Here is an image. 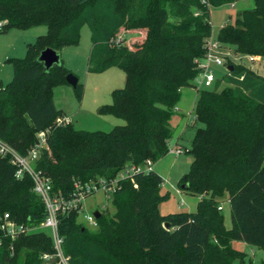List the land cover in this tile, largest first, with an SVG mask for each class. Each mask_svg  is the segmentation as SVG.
Masks as SVG:
<instances>
[{"label": "trees", "instance_id": "trees-1", "mask_svg": "<svg viewBox=\"0 0 264 264\" xmlns=\"http://www.w3.org/2000/svg\"><path fill=\"white\" fill-rule=\"evenodd\" d=\"M231 0H0V18L8 29L42 24L45 31L27 42L22 57L8 58L11 79L0 84V138L25 153L36 132L63 115L51 88L66 81L62 63L48 71L36 61L41 49L76 43L80 28L90 30L88 69L119 66L123 86L106 105L124 121L109 130H84L72 121L48 129L46 146L35 167L51 179L55 193L69 195L74 179L114 177L128 163L156 161L169 150L171 116L181 88L199 72L197 58L211 36L210 5ZM136 31L118 37L119 28ZM215 38L239 54L264 56V0H253ZM227 85L197 89L193 124L200 122L185 150L191 154L179 187L200 196L196 210L161 214L157 205L162 176L152 167L121 179L111 200L113 211H99L94 228L78 220L77 210L58 215L62 251L68 264H239L246 263L233 239L264 249V77L244 65L226 62ZM56 67L58 70L52 74ZM81 96L82 85L74 86ZM49 154V155H47ZM49 156V157H48ZM186 183L187 187H182ZM28 174L17 178L0 156V220L4 212L17 222L38 225L45 208L31 189ZM227 194L231 226L224 225L219 197ZM169 222V228L164 227ZM52 251L43 228L12 238L0 229V264H42Z\"/></svg>", "mask_w": 264, "mask_h": 264}, {"label": "rangeland", "instance_id": "rangeland-1", "mask_svg": "<svg viewBox=\"0 0 264 264\" xmlns=\"http://www.w3.org/2000/svg\"><path fill=\"white\" fill-rule=\"evenodd\" d=\"M210 5V23L212 27L211 37L215 38L218 29L226 21L234 20L235 16L241 11L242 4L236 3L231 6L232 2ZM230 14V16H228ZM118 38L130 39L132 35L137 34L136 31L119 28ZM9 30V29H8ZM6 30L0 32V83L5 85L12 77L13 65L8 58L22 57L25 52V43L35 40L38 34L45 31V26L38 24L31 29L25 31L30 33H21L17 30ZM8 31V32H7ZM79 39L76 43H69L61 46L60 58L62 65L69 69L77 78L78 83L82 85L81 96H79L74 86L69 85L65 81H56L51 88V94L54 104L62 110L63 114L70 117L72 124L79 129L84 130H109L113 126L123 123L120 116H115L106 105L112 101L111 91L121 87L125 83V74L119 66H109L100 72H95L88 69V54L91 49L90 30L86 23L80 28ZM7 32V33H6ZM24 32V31H23ZM34 32L36 33L34 35ZM18 33L17 36H14ZM38 33V34H37ZM23 34V35H22ZM30 34V35H29ZM219 55L225 59L227 63L244 65L253 73L264 77V56L255 54H239L234 51L231 45H222L219 49ZM251 56L253 59H250ZM210 70L216 75L219 81V87L227 85V81L222 78L227 73V66L217 65L211 61ZM58 69L54 67L52 74ZM196 79H191V87L183 86L181 91V99H179L178 107L180 111L175 113L170 118L172 126V136L168 141L169 150L164 156L160 157L152 163V167L162 176L160 184V194L167 196L160 200L157 208L159 213L168 214L169 212L178 211H194L196 210L198 199L200 196L183 191L178 180L188 169L191 160L185 148L190 146L191 137L200 122L193 124V101L195 90L204 89L205 87L197 83ZM213 85V84H212ZM212 87V86H211ZM209 87L210 89H212ZM195 89V90H194ZM51 126H56L55 121L50 123ZM48 125L47 129L50 128ZM180 135V136H179ZM183 148L180 153H173L175 147ZM49 155V154H47ZM50 156V155H49ZM48 156V157H49ZM219 204L222 209L219 212L223 216L224 225L228 228L231 226V215L229 210V202L227 194L219 197ZM83 208L78 213L80 220L89 229L95 226L87 223L83 215L92 213L94 210H102L107 207V211H113L114 207L110 199H106L102 192H96L84 198L82 201ZM43 230L48 232V229L43 227ZM241 240L233 239L232 245L241 250V255L244 262L251 264H264V249L253 246L251 244H240ZM232 264H239L238 259H234Z\"/></svg>", "mask_w": 264, "mask_h": 264}, {"label": "built area", "instance_id": "built-area-1", "mask_svg": "<svg viewBox=\"0 0 264 264\" xmlns=\"http://www.w3.org/2000/svg\"><path fill=\"white\" fill-rule=\"evenodd\" d=\"M4 22L5 21L0 18V29ZM118 39L117 37L115 41ZM204 43L206 47L205 53L196 60L199 72L195 77V84L196 87L198 83L205 88H209L216 79V75L209 67L211 61L215 62L217 65L225 66L226 61L219 55V49L223 45L221 42L209 36L205 39ZM248 57L253 59L251 56ZM54 121L56 124H67L71 122L70 117L64 114L55 117ZM47 132V128L37 131L34 143L27 148L25 153L19 152L13 145L0 138V156L10 161L14 166V174L17 178H22L25 174L30 176L32 179L31 189L40 197L45 208L43 220L38 225L17 222L10 217L8 212H4L0 220V229L4 234L12 238L17 234L26 233L27 231L38 230L43 227L47 228L52 240V251L44 252L41 255L42 264H68L69 257L62 251L64 238L58 231V215L72 210H77V212L80 213L83 208V199L96 192H102L106 199H111L114 192L118 189L121 179L131 177L136 174V172L150 171L153 162L150 159L138 163L128 162L111 178L99 176L91 178L88 181L74 179L72 184L73 191L69 195L57 194L51 189L50 177L35 167V162L39 159L47 144ZM182 149L183 148L177 146L175 149L171 150H173V153L177 154L180 153ZM221 207L222 205L218 206V208ZM83 218L87 223L93 226L97 223L93 212L84 214Z\"/></svg>", "mask_w": 264, "mask_h": 264}, {"label": "water", "instance_id": "water-1", "mask_svg": "<svg viewBox=\"0 0 264 264\" xmlns=\"http://www.w3.org/2000/svg\"><path fill=\"white\" fill-rule=\"evenodd\" d=\"M36 61H40L41 63H43L44 66V70L48 71L52 66H54V64H61V59H60V54L59 51H57L56 49H52L50 47H46L44 49H41ZM232 67V65H228L227 68L230 69ZM67 83L72 86H75L78 82V78L72 73L69 72L68 74H66L65 76ZM182 187H187L186 183H184L182 185ZM93 214L95 217H98L99 215V211L98 210H94ZM170 223L169 222H164V227L165 228H169Z\"/></svg>", "mask_w": 264, "mask_h": 264}, {"label": "crops", "instance_id": "crops-1", "mask_svg": "<svg viewBox=\"0 0 264 264\" xmlns=\"http://www.w3.org/2000/svg\"><path fill=\"white\" fill-rule=\"evenodd\" d=\"M236 3H240V4H242V7H241V9H244V8H251L252 6H253V0H236V1H233L232 2V4H231V6H234ZM240 9V10H241ZM228 16H230V14L228 15ZM224 24V23H223ZM32 27H30V28H26V29H21V30H18V29H13V28H11V29H9L8 31H10V30H17L18 32H21V33H30V32H25V31H27V30H29V29H31ZM7 31V32H8ZM24 31V32H23ZM6 32V33H7ZM31 33H34V32H31ZM36 33H34V35H35ZM38 34V33H37ZM18 35V33H15V35L14 36H17ZM23 35V34H22ZM30 35V34H29ZM27 42H29V41H27ZM26 42V43H27ZM26 43H25V45H26ZM59 54H60V52H59ZM61 59V58H60ZM1 84V83H0ZM189 87H191V86H189ZM182 89V88H181ZM195 90V89H194ZM181 95H182V92H181ZM195 97H194V101H193V105H194V102H195V99H196V96H197V90H195V95H194ZM181 99V98H180ZM177 104H179V101H178V103ZM55 105V104H54ZM192 105V106H193ZM56 106V105H55ZM57 107V106H56ZM178 109H177V111H180V107H178V105L176 106ZM193 108H194V106H193ZM180 136V135H179ZM153 168V167H152ZM241 243L240 244H244V242L243 241H240ZM232 243H233V241H232ZM231 243V244H232ZM254 246V245H253ZM232 247H234L233 245H232ZM256 247H258V246H256ZM237 248V247H236ZM239 249V248H238ZM239 250H241V249H239ZM241 251H243V250H241ZM244 252V251H243Z\"/></svg>", "mask_w": 264, "mask_h": 264}]
</instances>
